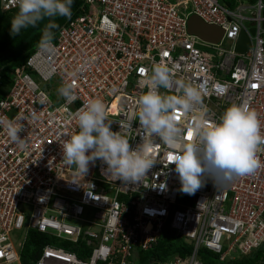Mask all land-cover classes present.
Returning <instances> with one entry per match:
<instances>
[{
  "label": "built area",
  "instance_id": "obj_1",
  "mask_svg": "<svg viewBox=\"0 0 264 264\" xmlns=\"http://www.w3.org/2000/svg\"><path fill=\"white\" fill-rule=\"evenodd\" d=\"M233 1L82 0L54 33L51 51L38 45L11 69V83L0 92V120L23 128L26 147L0 125V264H23L30 230L50 239L30 264H132L138 251L157 244L165 226L191 251L150 264H203L202 248L227 263L264 242V145L255 174L218 187L205 176L194 195L180 191L175 165L168 163L179 145L157 137L145 152L155 163L138 182L111 179L100 159L84 176L62 161L61 142L78 131L75 114L89 99L104 102L111 130L127 137L132 150L142 144L135 101L147 91L154 63L201 91L204 109L175 113L185 139L202 112L216 121L232 104L254 110L264 136V0ZM15 7L14 0H0L2 10ZM193 15L221 28V39L192 34ZM242 29L250 46L237 52ZM68 84L73 102L58 92ZM160 92L179 94L175 86ZM122 120L131 121V131L120 128Z\"/></svg>",
  "mask_w": 264,
  "mask_h": 264
},
{
  "label": "clouds",
  "instance_id": "obj_2",
  "mask_svg": "<svg viewBox=\"0 0 264 264\" xmlns=\"http://www.w3.org/2000/svg\"><path fill=\"white\" fill-rule=\"evenodd\" d=\"M18 7L11 19L10 34L20 35L23 29L36 27L48 19L41 49L51 51L54 33L58 27L55 17L71 18L73 0H14ZM145 77L147 91L135 103L143 130L142 144L130 148L128 138L111 130L106 105L99 99H89L75 114L78 131L61 142L63 163L75 166L76 174L84 176L90 162L97 159L107 165L111 179L138 182L155 163L156 157L145 155L154 146L153 138L168 146L179 145L168 163L175 165L180 181V191L194 195L203 185V178L210 177L216 187L223 186L238 176L253 175L261 167L257 151L264 145L257 113L247 104L229 105L216 121H207L202 112L200 120L192 126L185 139L184 130L178 126L175 113L185 115L196 106L204 109L201 91L191 83L175 80L167 66L154 63ZM175 86L178 95L162 94L160 89ZM7 90V87H6ZM68 102L77 99L71 84L58 89ZM131 121H120V128L131 131ZM10 140L19 147H26L20 133L23 128L10 121L0 120Z\"/></svg>",
  "mask_w": 264,
  "mask_h": 264
},
{
  "label": "trees",
  "instance_id": "obj_3",
  "mask_svg": "<svg viewBox=\"0 0 264 264\" xmlns=\"http://www.w3.org/2000/svg\"><path fill=\"white\" fill-rule=\"evenodd\" d=\"M253 2L254 0H249ZM226 5H234L233 0H223ZM82 0H73L71 5L72 15L78 13V7L81 5ZM18 7L10 10H2L0 8V92L5 93L6 87L10 85V71L15 66L25 62L28 55L39 45L43 35V30L49 22L46 18L41 21L36 27H29L23 29L20 35L10 34L11 19L17 13ZM71 15V16H72ZM54 22L58 25L57 28L52 29L55 33L62 23L68 18L55 17ZM54 37V35H53ZM50 239L46 234L40 233L35 230H30L28 239L21 253L23 264H30L32 259L39 256L44 244L48 243ZM192 246L177 235H174L169 226H165L157 244L147 250L138 251L135 260L139 264H150L152 260H162L173 254L184 255L191 251ZM199 258L203 264H264V242L253 252L247 256H242L227 263H220L217 260V255L206 250L205 248L199 250ZM97 264H104L98 262Z\"/></svg>",
  "mask_w": 264,
  "mask_h": 264
},
{
  "label": "water",
  "instance_id": "obj_4",
  "mask_svg": "<svg viewBox=\"0 0 264 264\" xmlns=\"http://www.w3.org/2000/svg\"><path fill=\"white\" fill-rule=\"evenodd\" d=\"M188 29L192 34L197 35L199 38L205 41L217 43L222 36L223 30L215 25L207 24L203 22L197 16H191L188 20ZM250 34L254 32V29H249ZM250 46L249 34L245 30H241L238 39L234 45V49L237 52H244Z\"/></svg>",
  "mask_w": 264,
  "mask_h": 264
},
{
  "label": "rangeland",
  "instance_id": "obj_5",
  "mask_svg": "<svg viewBox=\"0 0 264 264\" xmlns=\"http://www.w3.org/2000/svg\"><path fill=\"white\" fill-rule=\"evenodd\" d=\"M221 1H223V0H221ZM222 46H223V47H229V44H228L226 41H224V42L222 43ZM132 264H139V262H138V260H135Z\"/></svg>",
  "mask_w": 264,
  "mask_h": 264
}]
</instances>
